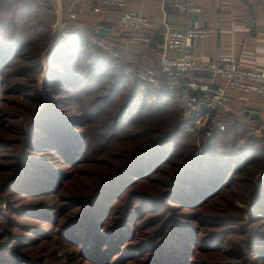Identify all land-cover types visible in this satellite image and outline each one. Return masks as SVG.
I'll list each match as a JSON object with an SVG mask.
<instances>
[{"label": "trees", "instance_id": "16d2710c", "mask_svg": "<svg viewBox=\"0 0 264 264\" xmlns=\"http://www.w3.org/2000/svg\"><path fill=\"white\" fill-rule=\"evenodd\" d=\"M52 11L0 0V264H264V128L198 150L149 46L64 14L42 61Z\"/></svg>", "mask_w": 264, "mask_h": 264}, {"label": "built area", "instance_id": "2783aa9c", "mask_svg": "<svg viewBox=\"0 0 264 264\" xmlns=\"http://www.w3.org/2000/svg\"><path fill=\"white\" fill-rule=\"evenodd\" d=\"M51 3L56 16L55 31L61 26L64 14L71 20H85L90 12L98 14L100 20L107 18L108 13L102 7L106 5L119 12L113 26L116 36L107 35L113 42L126 48L152 42L151 30L155 22L142 12L128 9L127 0H51ZM164 27L158 69L142 71L138 76L145 83L177 96L183 115L180 127L204 135L205 142L199 145L202 151L215 143L216 131L225 128L223 123H218L217 114L230 110L229 91L256 93L264 98V68L245 66L233 53L204 65L192 54L193 42L212 37V27L194 25L177 30L167 23ZM74 36L73 32H63L64 38ZM200 72L210 73L209 80L196 79L194 74ZM246 124L258 134L264 128L253 119L247 120Z\"/></svg>", "mask_w": 264, "mask_h": 264}, {"label": "crops", "instance_id": "0c3cea01", "mask_svg": "<svg viewBox=\"0 0 264 264\" xmlns=\"http://www.w3.org/2000/svg\"><path fill=\"white\" fill-rule=\"evenodd\" d=\"M127 1L129 2L128 9L142 12L156 24L151 30L152 42L146 44L151 50V58L155 60L147 65L150 70L156 69L159 65L165 23L177 30L194 25L214 29L212 37L196 39L193 42L192 54L204 65L216 62L224 54L233 53L245 66L264 68V0ZM102 7L108 13L107 18L100 20L98 14L91 12L87 18L98 28L99 26L109 30L112 28L110 30L112 33L110 31L109 33L116 36L113 26L119 12L106 5ZM132 53L135 59L139 51L132 49ZM194 77L207 81L210 73L200 72L194 74ZM229 104L230 110L220 115L218 118L220 121L235 119L242 126H246V121L253 119L264 124V98L262 96L256 93L246 94L231 90L229 91ZM247 112L259 117L252 118L246 114Z\"/></svg>", "mask_w": 264, "mask_h": 264}, {"label": "rangeland", "instance_id": "374dc122", "mask_svg": "<svg viewBox=\"0 0 264 264\" xmlns=\"http://www.w3.org/2000/svg\"><path fill=\"white\" fill-rule=\"evenodd\" d=\"M53 12V11H52ZM87 19V20H86ZM84 21L85 22H90L92 23L93 25H95L94 22H92L90 19L86 18ZM53 21H51V25H52ZM55 24V22L53 23V25ZM53 25H52V34H51V39L50 41L48 42V44L46 46H43L42 47V50L40 52V57L42 59V61L45 59V53L47 52V50L53 46L55 44V42H58V41H62L64 40L65 38L63 37V32H60V31H55L53 29ZM67 32H73V34H76V31H65L64 33H67ZM77 37V34L76 36L74 37H67L68 39H71V38H76ZM121 48V47H120ZM112 49V48H111ZM127 54V57H130V55H128L129 53H126ZM142 60H144V64L142 63V65L139 66L138 68V72H139V75L141 74L142 71H145V70H150L149 68H147V65L149 63H152V62H155L154 58H149L147 55L145 58H142ZM180 108V106H179ZM181 110V109H180ZM224 111H218V114H217V121L218 123H223L225 126H226V122H223V121H220L218 118H220V115L223 113ZM183 119V115L180 111V119H179V126H180V122L182 121ZM247 122V121H246ZM263 125V124H262ZM247 126V124H246ZM183 129V128H182ZM225 129V128H224ZM184 131L188 132V133H191V134H194L195 136H197V146H198V150L200 149L199 148V145H202L204 142H205V138H204V135L200 132H191L190 130H187V129H183ZM264 132V130H263ZM257 133V132H256ZM261 132H259V134H261Z\"/></svg>", "mask_w": 264, "mask_h": 264}, {"label": "water", "instance_id": "95a60500", "mask_svg": "<svg viewBox=\"0 0 264 264\" xmlns=\"http://www.w3.org/2000/svg\"><path fill=\"white\" fill-rule=\"evenodd\" d=\"M109 29L108 28H106V27H103V26H100L99 28H98V32L100 33V34H102V35H104V36H107L108 34H109ZM247 115H249V116H251L252 118H258L259 116L257 115V116H253L250 112H247L246 113Z\"/></svg>", "mask_w": 264, "mask_h": 264}]
</instances>
